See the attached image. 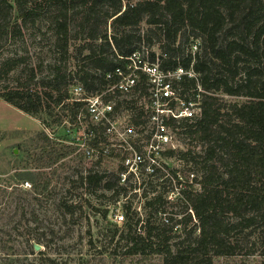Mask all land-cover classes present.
<instances>
[{"label": "trees", "instance_id": "trees-1", "mask_svg": "<svg viewBox=\"0 0 264 264\" xmlns=\"http://www.w3.org/2000/svg\"><path fill=\"white\" fill-rule=\"evenodd\" d=\"M13 13V21L20 19L23 24L36 20L41 13H50L54 42L64 55L69 51L73 29L77 27L79 32H75L83 33L85 43L80 48L88 53L74 74L85 96L100 93L114 83L117 77L108 79L107 75L123 68L135 52L142 59L158 63L163 70L180 66L196 74L195 78H183L181 95L199 101L201 111L194 124L182 122V132L191 141L205 144L206 149L203 155L180 151V158L193 162L194 168L202 171L197 182L200 189L193 191L192 185H187L183 190L200 233L193 237V229L190 239L182 240L174 251L165 231L149 219L134 222L138 212L126 206L125 226L135 232L127 238L128 255L154 252L164 257L165 264H213L216 256L236 254L238 244L230 239L234 231L254 228L249 234L258 235L264 256V0H0V40H14L21 34L20 25L12 21ZM142 26L150 29L137 30ZM183 36L193 40L186 57L180 56ZM154 39L161 50L159 56L152 50ZM145 44L150 47L146 52L141 48ZM23 61L22 57L1 61L0 79L8 78ZM36 76L31 69L27 83L5 86L0 99L32 116L55 115L59 120L65 115L74 123L81 113L87 120L85 103L72 100L68 89L63 90L67 76L61 67H56L51 80L39 86L33 82ZM146 81L142 76L138 82L141 93L146 91ZM217 93L246 99L231 104L225 113L217 103ZM135 102L129 101L126 106L131 108ZM136 114L133 120L138 122L142 112ZM223 117H227L225 121ZM38 138L44 146L37 160L47 157L48 162L45 167L25 171L22 179L30 181L34 193L41 194L51 184L43 168L69 152L66 146L58 148L45 132ZM56 172L57 168H53L51 174ZM105 178L94 172L81 176L79 182L98 188ZM103 186L113 190L115 197L123 194L116 175ZM162 203L163 196L158 195L148 199L145 206L158 211ZM77 207L80 206L69 205L67 209L73 215ZM228 217L234 220L228 221ZM189 220L191 215H184L178 224ZM141 228L146 237L138 233Z\"/></svg>", "mask_w": 264, "mask_h": 264}, {"label": "rangeland", "instance_id": "rangeland-1", "mask_svg": "<svg viewBox=\"0 0 264 264\" xmlns=\"http://www.w3.org/2000/svg\"><path fill=\"white\" fill-rule=\"evenodd\" d=\"M13 20L15 13L12 15ZM13 22L20 25L21 34H17L14 40H0V63L7 57H22L24 61L8 78L0 79V92L5 86L13 88L27 83L31 69L37 75L33 82L39 86L42 82L51 80L56 67H61L67 76L62 85L63 90L68 89L71 93L73 87L79 83L74 73L81 65L83 56L88 53V50L80 48L85 43L83 33L77 34V27L73 29L69 51L64 55L54 42L50 13H41L36 20H28L24 24L20 19ZM143 29L150 28H137ZM191 43L192 38L189 41L185 40V36L180 39L179 44L183 49L180 56L186 57L191 51ZM147 47L146 44L142 45V51L150 49ZM152 50L157 56L161 54L157 44ZM216 95L219 97L217 103L221 104L225 113L229 111L231 104L246 99L243 96L221 93ZM113 101H120L122 107L129 101H136L138 107L148 105L147 98L136 96H116ZM130 113L124 110L121 116H130ZM223 118L225 121L227 117ZM69 124L68 116L64 115L59 120H56L55 115L32 116L0 99V264H165L164 257L154 252L136 255L126 253L130 245L127 239L129 233L133 236L135 232L125 226L127 216L123 202L117 203L124 201L127 194L115 197L113 190L103 186L115 175L119 165L114 162L117 156L114 159L106 157L101 163L86 159L78 150L80 147L77 137L82 131L71 128ZM41 132L52 137L58 148L66 146L69 154L50 167L43 168L49 173L51 184L47 192L36 194L30 181L22 179V174L45 167L48 162L47 157L37 160L44 146V142L38 138ZM178 146V154L170 160L176 166L180 151L203 155L206 149L205 144L191 141L184 136L180 137ZM180 165L183 170L193 169L197 182L201 180L202 171L198 168L196 170L193 162L182 160ZM53 168H57L55 175L51 174ZM220 169L224 170L223 167ZM95 171L107 173L100 187L80 184L81 176L85 177ZM185 177L186 173V180ZM197 182L192 185L193 191L200 189ZM141 191L139 194L128 195V201L137 203L135 206L139 207L141 198L146 202L153 196L162 195L164 203L159 206L158 211L151 206H142L139 209L137 207L135 211L138 215L134 222L138 218L144 221L149 219L170 237L174 251L182 240L190 239L189 233L193 229V237L200 233L199 222L183 192L169 198L164 187L153 189L147 193V197L140 195ZM69 205L80 207L75 208L72 215L67 209ZM121 213L125 215V219L117 222L116 214ZM188 214L191 215V220L178 224ZM233 220L234 218L228 217V221ZM252 229L245 232L240 229L234 231L230 239L238 244L236 254L228 257L216 256L213 264H264V256L261 254L263 248L258 235L249 234ZM138 233L145 237L147 235L143 228L138 229Z\"/></svg>", "mask_w": 264, "mask_h": 264}, {"label": "built area", "instance_id": "built-area-1", "mask_svg": "<svg viewBox=\"0 0 264 264\" xmlns=\"http://www.w3.org/2000/svg\"><path fill=\"white\" fill-rule=\"evenodd\" d=\"M146 77V91L137 90L141 77ZM185 76L195 78L192 69L177 67L172 70H163L158 63L142 59L139 52H135L123 68H116L107 78L117 77L114 83L109 84L100 93L85 96L84 87L78 83L71 91L72 100L83 101L87 109V120L81 113L77 121L69 126L82 131L77 137L78 150L91 161L101 163L110 157L117 156L118 162L115 175L119 178V185L123 189V207L130 206L137 209V203L128 201L130 194L149 193L158 187H164L169 198L176 193L183 192L187 185L197 182V175L193 169L183 170L178 159V165H172L169 151L178 152L182 132V122L190 125L195 123L200 114V104L191 98L181 95V82ZM119 93V95L117 94ZM136 96L147 98V107L137 106L136 102L131 108L117 106L121 102H114L116 96ZM107 96L111 99L107 100ZM199 96L197 95V99ZM136 108V109H134ZM129 115L121 116L124 110ZM139 111L142 112L138 122L133 120ZM92 125L90 128L89 126ZM102 175L106 172L95 171ZM186 173V180L184 179ZM140 201L138 207L145 206ZM116 221L123 222L125 215L116 214ZM143 236V235H142ZM145 236V235H144Z\"/></svg>", "mask_w": 264, "mask_h": 264}, {"label": "water", "instance_id": "water-1", "mask_svg": "<svg viewBox=\"0 0 264 264\" xmlns=\"http://www.w3.org/2000/svg\"><path fill=\"white\" fill-rule=\"evenodd\" d=\"M38 248V246H36Z\"/></svg>", "mask_w": 264, "mask_h": 264}]
</instances>
